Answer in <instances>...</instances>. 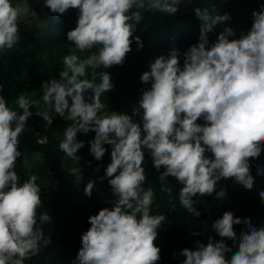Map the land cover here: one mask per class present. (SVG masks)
<instances>
[{"label":"clouds","instance_id":"1","mask_svg":"<svg viewBox=\"0 0 264 264\" xmlns=\"http://www.w3.org/2000/svg\"><path fill=\"white\" fill-rule=\"evenodd\" d=\"M182 2L44 0L54 14L79 10L76 27L66 33L75 50L62 57L59 79L42 82L39 99L18 97L19 114L0 96V264H24L40 251L41 244L52 243L36 227L42 206L37 177L21 183L16 171L22 155L20 136L33 116V107L49 125L53 122L50 113L70 122L59 149L71 160L79 161L78 152L85 146L79 134L95 133L89 144L97 161L108 151L105 145L111 147L101 178L110 186L111 207L88 217L91 227L81 236L75 264H159L161 248L156 241L166 216L152 214L154 193L144 188L146 153L161 184L172 177L182 186L179 201L195 217L201 213L194 207V197L226 196V189L217 191L221 180L253 189L252 163L264 153V4L253 10L247 32L233 38L236 31L225 26L215 41H210L209 34L226 25L231 13L195 7L200 21L198 42L185 51L172 46L167 55L149 64L140 80L151 86L140 90L131 114L110 110L101 101L115 86L108 71L97 69L122 66L134 41L137 51L144 47L142 37L135 35L144 20L140 10L175 16ZM29 11L26 3L0 0V59L20 43L21 16ZM97 46L98 51L85 59L77 54ZM41 102L43 111L39 110ZM69 174L75 177L83 172L73 167ZM258 174L264 172L258 169ZM94 187V181L85 186L89 198ZM258 194L264 204V190ZM51 219L48 212L39 215L40 221ZM236 226H243L239 236ZM211 228L220 239L209 236L206 244L197 239L194 249L179 253L185 257L181 264H264V226L225 211ZM192 235L201 236L199 232ZM229 240L231 247L226 243Z\"/></svg>","mask_w":264,"mask_h":264},{"label":"trees","instance_id":"2","mask_svg":"<svg viewBox=\"0 0 264 264\" xmlns=\"http://www.w3.org/2000/svg\"><path fill=\"white\" fill-rule=\"evenodd\" d=\"M236 2L248 4L250 8L241 25L237 23L241 17L234 8ZM13 3H26L30 6V11L27 12L26 22L20 24V43L0 59V86L3 89L0 96L19 114L22 110L15 102L20 95L39 99L43 93L40 87L42 82L53 77L59 79V73L63 70L62 57L75 50L74 45L67 40L66 33L76 27L79 10L69 9L60 15L52 13L45 6L44 0H13ZM262 4L264 0H193L192 4L183 0L181 9L175 16L141 9L144 20L137 25L135 35L142 37L144 47L137 51L134 41L133 51L127 55L122 66L97 69L108 71L115 86L101 96V101L110 110L131 114L141 96L140 90L151 86L150 83L145 85L140 80L142 73L149 70V64L158 56L167 55L172 46L185 51L198 42L200 21L195 17V7H207L210 10L214 7L220 11L218 7L224 5L223 12L231 13V20L226 25L217 26L215 32L209 34L210 41H215L225 26H231L236 31V37L233 38H238L241 32H247L252 24L253 10H260ZM31 10L37 15H32ZM98 48L99 46L91 52L77 54L85 59L92 52L98 51ZM88 71L91 73V69ZM96 82L99 83V79ZM124 94L128 96L124 97ZM37 110L36 107L31 109L33 116L20 136L19 150L22 155L17 160L16 171L21 183L32 175L37 177L42 206L38 209L36 227L52 243L47 247L41 244L40 251L24 264H75L78 251L82 247L81 236L91 227L88 217L98 214L103 207H111L110 186L106 180L101 179L110 162L111 147L105 145L108 151L102 160L97 161L90 154L89 144L95 133L79 134L78 139L84 141L85 146L78 152L80 160L73 161L59 149L64 138L61 127H67L70 122L50 113L53 122L49 125L35 114ZM39 110L43 111L42 102ZM198 122L204 123L203 120ZM40 140H45L46 143H40ZM143 166L147 176L144 188H151L154 193L152 214L166 216L156 241L161 248L159 264H181L185 257L179 253L184 248L194 249L197 239L205 244L209 236L219 240L211 224L225 211H232L242 219L250 218L257 227L264 226V204L258 194L260 190H264V174H258V169L264 172V153L252 163L254 186L251 191L236 185L233 180H221L217 184V191L226 189L223 199H217L215 194L213 197H194V207L201 213L199 217L193 216L182 207L178 198L182 186L174 178L169 177L161 184L159 173L153 168L151 157L147 153ZM73 167L81 168L83 174L75 177L70 175ZM89 181L95 182L90 198L84 192ZM165 187L171 191H165ZM45 212L51 216V221L39 220V215ZM242 227H235L237 236L240 235ZM192 232H199L201 236H194ZM226 243L232 246V241ZM173 253L177 255L174 256Z\"/></svg>","mask_w":264,"mask_h":264},{"label":"rangeland","instance_id":"3","mask_svg":"<svg viewBox=\"0 0 264 264\" xmlns=\"http://www.w3.org/2000/svg\"><path fill=\"white\" fill-rule=\"evenodd\" d=\"M248 3V2H247ZM214 8V7H213ZM234 8H235V10H236V13H237V15H239V17H241L238 21H237V23L239 24V25H241L243 22H244V20L246 19V14L249 12V5L248 4H242V3H240V2H236V3H234ZM216 10H217V8H215ZM218 9L221 11V12H223L224 10H225V6L224 5H220L219 7H218ZM27 18H28V16H27V13H25V14H23L22 16H21V24H23V23H25L26 22V20H27ZM124 97H127L128 95H123ZM64 129H65V127H61V130H62V132H64Z\"/></svg>","mask_w":264,"mask_h":264}]
</instances>
